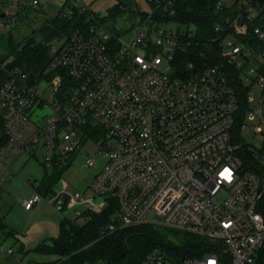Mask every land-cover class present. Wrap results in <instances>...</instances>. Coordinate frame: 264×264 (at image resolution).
<instances>
[{
  "label": "built area",
  "instance_id": "2783aa9c",
  "mask_svg": "<svg viewBox=\"0 0 264 264\" xmlns=\"http://www.w3.org/2000/svg\"><path fill=\"white\" fill-rule=\"evenodd\" d=\"M46 1L2 0L0 12L16 19ZM191 1L120 4L133 21L108 28L70 0L86 26L50 48L46 86L16 64L0 86V169L7 154L38 151L50 172L85 149L83 167L102 158L86 191L33 188L23 208L43 201L84 225L114 207L119 227L158 223L204 240L199 255L160 248L139 264H264V0H207L200 27L182 14ZM247 118L260 146L241 137ZM0 254L12 250L0 243Z\"/></svg>",
  "mask_w": 264,
  "mask_h": 264
},
{
  "label": "rangeland",
  "instance_id": "374dc122",
  "mask_svg": "<svg viewBox=\"0 0 264 264\" xmlns=\"http://www.w3.org/2000/svg\"><path fill=\"white\" fill-rule=\"evenodd\" d=\"M29 0H22L25 4ZM72 3L79 8L86 10L87 12L94 13L100 18L101 24L108 28H113L115 25L124 27L127 23L130 24L133 21V15L130 12H119L116 14H110V11L115 8L116 5H125L130 9H133L135 5L144 8L143 0H71ZM64 0H47L40 6L29 7L26 11L22 12L21 18L13 21V28L11 35L15 40H24L32 38L35 44L44 45L45 40L42 35L35 31L37 28L42 26L44 20L50 17L56 16L62 10L63 14L69 13V8L63 6ZM172 22L168 25H162L163 28L172 26ZM48 26V23H46ZM6 28V27H5ZM3 32H6L2 29ZM39 38H36V35ZM19 40V41H20ZM61 42L54 41L52 46H58ZM49 45V47H50ZM0 53H5L4 50H0ZM49 60V51L47 53V61ZM21 67V65H20ZM45 67L43 74L50 72V68ZM31 68V67H30ZM33 68V67H32ZM36 72V71H35ZM34 70L29 69V75L31 81L33 82ZM38 89L44 88L46 86V80L40 79L38 83L35 84ZM48 94V93H47ZM44 94V95H47ZM253 100L259 97V91L256 87L252 88ZM253 106H251L252 108ZM49 113L48 109L36 110L34 116H43ZM35 119L32 117V120ZM246 128L241 132V137L248 143H252L255 146H260L262 138L260 135L254 134L249 128L257 124V120H247L244 122ZM249 126V127H248ZM263 130L264 128L261 127ZM85 149L77 151L69 163L68 167L63 170V173L57 182L56 186H67L76 193H82L87 190V186L92 181L94 175L101 169L102 158L92 156L96 159L94 166L87 168L83 167V159L85 156ZM12 158L13 160L10 161ZM36 158L29 156L26 153L18 154L14 157L12 154H7L3 158V163L7 167L5 169H0V208L4 215V222L13 230H19L18 233L22 232V229L28 231H33L31 235V240L33 242L26 241L25 252H18L19 242H14L13 237H8L2 244L7 248H12L13 254L9 257H4L0 254V264H29V263H46L58 259L53 255L40 254L33 251V248L40 243L42 240L46 243L50 242V238H53L57 234V220L58 216L62 217V213L57 210L56 217L53 218L52 213L56 211L55 208L47 205L43 201L39 203L40 208L32 211L31 214H25L21 207V200L24 196L30 194V187L28 184H36L45 175V169L39 163L41 160L40 153L36 154ZM48 172V170H47ZM43 223H47L48 227H43ZM154 232L160 235L164 241L172 242V245H181L186 242L187 234L167 228L158 223L148 224ZM124 228V227H123ZM110 230L115 229V226L109 227ZM34 233H39L35 234ZM40 235V236H38ZM38 236V237H37ZM34 237H37L33 239ZM40 239V240H39ZM159 248H166L161 244ZM3 256V257H2ZM3 258V259H2Z\"/></svg>",
  "mask_w": 264,
  "mask_h": 264
},
{
  "label": "trees",
  "instance_id": "16d2710c",
  "mask_svg": "<svg viewBox=\"0 0 264 264\" xmlns=\"http://www.w3.org/2000/svg\"><path fill=\"white\" fill-rule=\"evenodd\" d=\"M70 0H65L64 7L71 10V15L66 17L56 16L51 19L50 24L60 31L66 38L74 31L86 26V15L78 13L77 9L69 5ZM208 4V1L193 0L189 3L193 7L192 12H182L189 15L190 19L200 27L198 20L201 15L199 6ZM117 5L110 11V14L118 13ZM9 48L14 57L22 64L33 67L35 64V50L29 45L16 43L9 37ZM50 74H41L38 78H49ZM6 142L3 130V116L0 113V147ZM68 165L61 168L54 167L50 172L45 171V175L37 184H31L36 191L41 194H48L53 191L59 181L63 170ZM115 214L114 207H107L100 214H91L90 219L84 225H79L69 219L62 218L58 225V233L50 238V242L43 241L37 244L33 251L40 254L53 255L58 259L46 263L29 264H139L145 256L160 249L162 244L166 251L172 255H199L204 252V240L189 235L186 242L181 245H172L170 241L163 238L147 225L119 227L113 220ZM115 226L110 230L109 227ZM8 235L0 219V236ZM13 254V253H12Z\"/></svg>",
  "mask_w": 264,
  "mask_h": 264
},
{
  "label": "crops",
  "instance_id": "0c3cea01",
  "mask_svg": "<svg viewBox=\"0 0 264 264\" xmlns=\"http://www.w3.org/2000/svg\"><path fill=\"white\" fill-rule=\"evenodd\" d=\"M27 2H29V1H27ZM64 2H65V0H64ZM64 2H63V4H64ZM1 5H2V0H0V8H1ZM38 6H40V5H38ZM29 7H35V6L26 5L24 10L21 11L20 15L16 19L11 18L8 14L6 15L3 12V11H5V9H3L0 12L1 13L0 17H1L2 22H3L2 24H0V50H4L5 51V53H0V55L3 56V61H2V63H0V86L5 82V80H6L7 76H8V68L12 64H16L18 66L21 65V68L23 69V71L27 72V74H28V81L29 82H31V78H30V75H29V69L34 70V72L36 71L35 73H37V75L34 74V76H36V77L38 75L40 76L41 74H43L44 69L48 65V62H49V60L47 61V53H48V51H50V48L53 47L50 44H52L54 41L62 42L63 39L65 38V36L60 31H58L55 27H53L50 24V22H49L51 19L55 18L57 16L56 15V16L50 17V20L49 19H47V20L45 19L44 20L45 22H42V26H40L39 28H37L35 30V31H38V33L43 36V38L45 40V44L44 45L35 44V42L33 41L32 38H28L26 41L20 40V39H19L20 41L19 40H15L13 38V36L11 35V31H12V28H13V23L12 22L15 21V20H18L19 18H21L22 12L26 11ZM60 12H62V10ZM46 23H48V26L46 25ZM2 29H4L6 32H3ZM38 33L36 35V38H39ZM10 36L14 39V41L16 43L29 45L31 48H33L35 50V58H34L35 64H34L33 68H30V67L22 64L20 61H18L14 57V55L12 54V52L10 51V48H9V37ZM49 45H50V47H49ZM37 153H38V151H36L35 153H28V155L33 157V158H35V159H37L36 158V154ZM13 156L16 157L17 155H13ZM10 159H11L10 161L13 160L12 158H10ZM39 163H40V160H39ZM28 186L30 187V194H31L33 187H32V185L30 183L28 184ZM29 195L28 196H24L23 199L21 200V207H22L24 213L27 214V215L31 214L32 211H35V213H36V209H38V208H40L42 206V205L39 206V203H40L39 202V203L35 204L32 207V209L25 210L23 208V202L29 197ZM56 213H59V212H57V209H56V211H54V213H52L53 218L56 217V215H57ZM0 219H1L2 223H3V225H4L5 232L8 234L6 236H0V243H2V241H4L8 237H13L14 238V242H19V246H18V250L17 251L21 252V253H24L25 252L26 241L28 239V241L30 242V240L32 239L31 235L33 234L31 232H33V231H28L26 229H22L23 231L18 233L19 230L11 229L4 222V215L1 212V208H0ZM61 219H62V217L59 215L58 216V220H57V222H58L57 223V233H58V225H59V222L61 221ZM43 227H48V224L47 223H43ZM35 234H39V233H34V236H35ZM38 236H40V235H38ZM37 237H34L33 239H35ZM43 241L44 240H42L41 242H43ZM31 242H33V240H31ZM37 244H39V243H37ZM11 250H12V253H13L14 250L12 248H11Z\"/></svg>",
  "mask_w": 264,
  "mask_h": 264
},
{
  "label": "snow or ice",
  "instance_id": "6c2138e0",
  "mask_svg": "<svg viewBox=\"0 0 264 264\" xmlns=\"http://www.w3.org/2000/svg\"><path fill=\"white\" fill-rule=\"evenodd\" d=\"M227 171V170H226ZM223 174V173H222Z\"/></svg>",
  "mask_w": 264,
  "mask_h": 264
}]
</instances>
